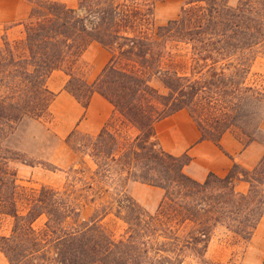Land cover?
I'll return each mask as SVG.
<instances>
[{
  "label": "trees",
  "instance_id": "trees-1",
  "mask_svg": "<svg viewBox=\"0 0 264 264\" xmlns=\"http://www.w3.org/2000/svg\"><path fill=\"white\" fill-rule=\"evenodd\" d=\"M27 1L23 38L0 46V143L27 124L44 128L34 146L50 134L59 141L48 125L55 94L46 84L55 70L70 76L65 90L84 109L98 93L115 115L98 135L74 130L67 137L95 169L71 168L63 190L25 189L8 166L14 158L59 170L50 162L22 150L0 156V252L9 264H186L192 256L215 264L206 254L218 226L250 241L264 218V156L252 170L235 163L227 176L210 173L199 182L186 173L188 154L163 150L155 124L186 110L201 141L222 149L221 138L233 132L245 147L264 145V87L249 82L264 50V0H186L179 17L161 26L155 25L161 0H78L76 7ZM92 43L111 58L90 84L80 62ZM130 182L164 192L155 213L129 195ZM239 182L249 185L246 193L237 190ZM75 195L105 202L81 221ZM110 214L126 226L118 239L102 223Z\"/></svg>",
  "mask_w": 264,
  "mask_h": 264
},
{
  "label": "rangeland",
  "instance_id": "rangeland-1",
  "mask_svg": "<svg viewBox=\"0 0 264 264\" xmlns=\"http://www.w3.org/2000/svg\"><path fill=\"white\" fill-rule=\"evenodd\" d=\"M59 1L65 3L69 7H76L78 4V0ZM238 1L239 0H231V4L235 5ZM185 2L186 0H161L158 2L155 11V25H166L169 21L177 19ZM30 11L31 4L27 0H0V45L3 44V39L14 42L18 41L13 40L15 37L23 38L24 27H19V25L28 18ZM17 30H20V32ZM9 34L11 35L10 37ZM83 69L85 74L86 70L85 68ZM249 82L254 86L264 87V50H260L257 53L252 66ZM151 85L160 93L166 94V90L159 80L153 79ZM46 121L48 120L46 119ZM48 125L53 128V123ZM43 129L44 128L33 124H27L21 128L19 135L14 139L5 140L0 143V156H3L7 149L14 152H20V150H22L41 161L44 160L46 164L50 162L59 169L51 170L50 167L41 164L31 165V163H25L22 159L11 158L8 160V166L16 173L19 186L25 189L49 186L56 190H63L64 187L67 186L71 168L80 167L82 169H95V165L88 155L84 153H74L67 145L66 140L63 141L59 138V141H57L51 134L45 137L42 136L40 143L38 142L39 145L34 146L33 136L35 134L38 135V131L43 135ZM127 131H129L131 135L137 134V131L130 126H128ZM15 139H21V143H18ZM76 140H81V137H77ZM61 145L64 146L66 150H61L57 153L56 151ZM67 151L75 158L71 165H69V153ZM161 192L163 191L161 190ZM163 196L164 192L161 200L155 204L153 208H148L140 204L151 213H155L163 200ZM75 197H77L80 204L81 221H88L93 215L95 208H98L101 202H105V196L102 198L101 196H96L94 198L89 197L87 200H84L81 195H75ZM155 197L157 196L152 194V198L155 199ZM43 221V219L39 220L37 225H42ZM102 223L117 239L125 232V224L113 214L104 218ZM11 227L12 220H5L2 226V233L8 235ZM206 258L208 261L215 264H262L264 259V222L259 227L256 236L254 235V239L252 238L248 242L233 235L225 227L218 226L212 235ZM0 264H9L6 257L1 252ZM186 264H199V260L192 256L187 260Z\"/></svg>",
  "mask_w": 264,
  "mask_h": 264
},
{
  "label": "crops",
  "instance_id": "crops-1",
  "mask_svg": "<svg viewBox=\"0 0 264 264\" xmlns=\"http://www.w3.org/2000/svg\"><path fill=\"white\" fill-rule=\"evenodd\" d=\"M17 31L20 32V30ZM19 39L22 37L13 38V40ZM110 58V53L100 44L92 43L89 46L80 62L81 67L86 70L85 76L88 83L91 84L96 80L108 65ZM69 79L70 76L63 70H55L47 80V88L55 94L49 108L54 119L53 132L63 141L74 130L87 135H98L115 115L114 106L103 96L95 93L90 99L88 108L84 109L65 90ZM262 127L264 129V121ZM155 133L164 151L176 156L188 154L192 158L191 164L186 168V173L199 182H203L210 173L219 177L227 176L235 163L247 170H252L264 156V145L254 143L245 147L232 132L225 133L221 138L222 149L212 141H201L199 129L186 110H181L157 122ZM61 150H66V148L61 145L56 152ZM68 156L69 165H71L75 158L70 153ZM248 189L249 185L245 182H239L237 185V190L242 193H246ZM127 191L148 208H153L163 195L160 189L137 182H130ZM152 194L157 197L152 198ZM263 222L264 218L255 231V236Z\"/></svg>",
  "mask_w": 264,
  "mask_h": 264
}]
</instances>
